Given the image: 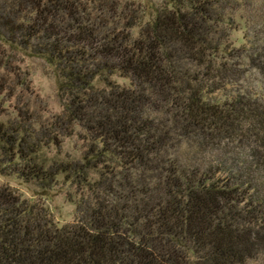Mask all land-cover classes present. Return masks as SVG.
<instances>
[{
    "label": "trees",
    "instance_id": "1",
    "mask_svg": "<svg viewBox=\"0 0 264 264\" xmlns=\"http://www.w3.org/2000/svg\"><path fill=\"white\" fill-rule=\"evenodd\" d=\"M129 11L0 0V40L52 67L62 108L37 123L0 102V174L76 191L59 225L0 186V264H264V0ZM75 133L79 158L45 156Z\"/></svg>",
    "mask_w": 264,
    "mask_h": 264
},
{
    "label": "rangeland",
    "instance_id": "2",
    "mask_svg": "<svg viewBox=\"0 0 264 264\" xmlns=\"http://www.w3.org/2000/svg\"><path fill=\"white\" fill-rule=\"evenodd\" d=\"M123 10H133L143 21L149 17L153 8L161 0H118ZM90 9V7L88 8ZM94 12L93 9H91ZM144 11V15H141ZM130 12V11H129ZM260 12V10H259ZM93 15L95 13H92ZM137 28H133L135 34ZM242 28L230 34V40L235 44L242 41ZM255 75L251 74L248 79ZM0 78L4 81L5 90L0 93V102L7 116H15L17 110H22L32 116L37 123H47L61 111V102L57 96V80L54 71L42 58L32 56L17 50H11L0 40ZM111 79L121 84L128 80L118 75ZM78 132V130L76 131ZM59 149L50 146L44 153L48 158L80 157L84 142L78 133L62 137ZM58 177L56 184L46 190H40L31 181H25L14 175L0 174V186L10 187L21 198L27 199L45 208L57 224L72 222L75 219V188L61 181ZM248 264H261L257 258Z\"/></svg>",
    "mask_w": 264,
    "mask_h": 264
}]
</instances>
